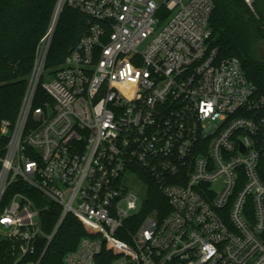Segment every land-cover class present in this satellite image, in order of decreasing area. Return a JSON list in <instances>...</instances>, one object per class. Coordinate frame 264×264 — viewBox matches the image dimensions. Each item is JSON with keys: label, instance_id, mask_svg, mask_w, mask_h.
I'll list each match as a JSON object with an SVG mask.
<instances>
[{"label": "built area", "instance_id": "2783aa9c", "mask_svg": "<svg viewBox=\"0 0 264 264\" xmlns=\"http://www.w3.org/2000/svg\"><path fill=\"white\" fill-rule=\"evenodd\" d=\"M66 7L87 31L50 69ZM214 7L57 0L18 115L0 120V237L18 262L72 216L85 236L65 264H264V95L212 47ZM144 177L167 213L144 215Z\"/></svg>", "mask_w": 264, "mask_h": 264}, {"label": "trees", "instance_id": "16d2710c", "mask_svg": "<svg viewBox=\"0 0 264 264\" xmlns=\"http://www.w3.org/2000/svg\"><path fill=\"white\" fill-rule=\"evenodd\" d=\"M57 0H0V120H15ZM255 7L257 4H254ZM210 19L211 45L221 58H238L248 79L264 95V59L258 46L264 39V13L252 11L244 0H214ZM86 18L65 8L61 14L48 58V68L57 69L87 31ZM39 104V103H38ZM148 184L144 215L168 210V203L153 179ZM60 212L51 206L42 214L43 230L51 234ZM85 236L83 225L67 217L48 247L39 241L34 256L18 262L10 240L0 239V264H65L67 254L77 249Z\"/></svg>", "mask_w": 264, "mask_h": 264}, {"label": "rangeland", "instance_id": "374dc122", "mask_svg": "<svg viewBox=\"0 0 264 264\" xmlns=\"http://www.w3.org/2000/svg\"><path fill=\"white\" fill-rule=\"evenodd\" d=\"M256 4H257L256 7H255V5L253 6V11L259 10L260 12H263L264 13V0H258L256 2ZM262 41L260 42L261 44H262ZM47 65H48V61H47ZM0 239H1V237H0Z\"/></svg>", "mask_w": 264, "mask_h": 264}, {"label": "flooded vegetation", "instance_id": "af4514ba", "mask_svg": "<svg viewBox=\"0 0 264 264\" xmlns=\"http://www.w3.org/2000/svg\"><path fill=\"white\" fill-rule=\"evenodd\" d=\"M258 52H259L260 57L264 59V39L262 41V44L260 43V45L258 46Z\"/></svg>", "mask_w": 264, "mask_h": 264}]
</instances>
